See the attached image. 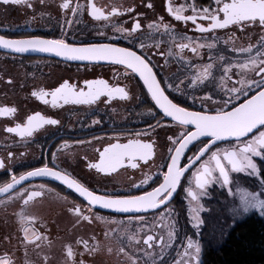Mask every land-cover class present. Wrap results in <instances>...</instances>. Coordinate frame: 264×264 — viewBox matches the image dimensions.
<instances>
[{
  "label": "flooded vegetation",
  "instance_id": "flooded-vegetation-1",
  "mask_svg": "<svg viewBox=\"0 0 264 264\" xmlns=\"http://www.w3.org/2000/svg\"><path fill=\"white\" fill-rule=\"evenodd\" d=\"M65 2L0 3V34L63 39L73 44L111 43L132 49L149 61L167 95L192 110H229L256 93L255 85L243 95L230 90L242 86L239 81L244 73L236 65L256 56L258 51L259 59L264 60V26L232 24L200 31L198 25L207 27L210 23L203 18V10L216 12L217 0H67L69 7L64 8ZM223 2L230 0H221L219 7ZM92 4L102 9L107 18L94 17ZM170 5L173 9L183 6L182 14L195 15V21L176 20L169 12ZM113 7L117 12L108 15ZM220 16L223 17L222 12ZM137 21L141 28L132 31ZM161 23L170 28L160 27ZM150 24L155 26L150 28ZM181 43L188 47H179ZM249 45L253 46L251 53L239 51ZM229 64L232 68L226 72ZM207 65H212L211 75L193 83ZM245 78L259 79L251 71H247ZM86 80H106L113 88H123L127 95L114 91L111 97L105 93L92 103H65L58 99L52 105L51 92L61 83L68 81L87 91ZM41 91L48 93L47 103L33 95ZM0 107L15 109L0 115V186L47 166L100 194H142L162 182L177 139L190 131L189 127L165 118L140 78L116 63H75L0 51ZM36 112L58 123L42 124L23 137L7 131L18 123L26 124L27 117ZM261 131L264 127L239 142L210 145V139H202L194 143L180 163L181 168L187 169L174 197L146 213L101 211L60 183L48 179L26 181L0 197V259L7 258L8 264H132L133 259L135 264H203L205 247L214 242L212 211L224 197L226 184L216 169L212 177L218 179H211L204 189H198L196 174L204 176L205 165L215 166L211 156L217 149H238ZM130 140L152 145L146 159L126 157L115 170L105 172L89 167L99 162L100 153L109 144L125 145ZM205 144L210 146L197 157ZM263 158L264 155L252 157L255 163ZM222 162L230 181L240 171H233L226 160ZM190 188L198 192L196 200L189 195ZM32 192L41 195L28 200ZM197 201L203 203L204 211L201 225L195 227L190 218L192 202ZM130 235L135 239L129 241ZM148 236L154 240L146 244ZM189 239L199 244L198 256L195 246L188 247ZM69 247L72 255L68 253Z\"/></svg>",
  "mask_w": 264,
  "mask_h": 264
},
{
  "label": "snow or ice",
  "instance_id": "snow-or-ice-1",
  "mask_svg": "<svg viewBox=\"0 0 264 264\" xmlns=\"http://www.w3.org/2000/svg\"><path fill=\"white\" fill-rule=\"evenodd\" d=\"M21 2L22 0H0V3L3 4H20ZM220 3L221 0H217L218 9L216 12L209 13L208 9L203 10V18L209 20L210 23L207 27L203 24L198 25L200 31L203 32L213 29H223L232 24L241 25L243 27L246 23L253 25L259 23V25L264 26V0H230V2H223L222 7H219ZM63 7H69L67 0L63 4ZM79 7L80 6L78 5V8ZM182 9L183 6L179 9H173L171 5L169 6V12L176 20L195 21V15L185 16L182 14ZM91 10V14L94 17L107 18L102 9L97 8L95 4L91 5ZM73 11L76 10L73 9ZM126 11H128V9H126ZM116 12L117 9L113 7L112 12L108 15ZM221 12L223 13L222 18L220 16ZM154 26V24L149 25L150 28ZM160 27L168 29L170 28V25L161 23ZM140 28L141 24L137 21L134 24L132 31H136ZM121 30L129 32L128 29ZM182 39L188 38L182 37ZM212 46L213 45L211 43L208 45L209 48ZM0 47L13 49L17 52L38 49L44 52H55L59 56L67 57L73 60H110L119 65H124L127 69L139 74L144 85L147 86V90L151 94L152 100H154L155 104L163 110V113L167 117L173 118V120L181 127H186L187 125L195 126V131L186 132V134L182 133L177 139L176 143H178L179 146L175 148V154L171 156V163L167 165V172L164 175V183H162L158 188L153 189L151 192H145L143 195L120 196L108 193L98 194L96 191L90 190L78 180L73 179L62 172L48 168L47 166L43 168H35L32 171L22 174L18 179L14 177L11 183L0 186V193H7L10 189L14 188L15 185L19 184L20 181L25 180L26 177L52 176L65 183L68 188L74 189L75 192H77L79 196L85 198L91 206L99 205L106 209H117L123 211H128L130 209H155L159 204L164 203V200L167 197H170L180 184L181 177L184 175L185 171L179 166L180 158L184 154L185 149H187L193 141L198 140L199 137L210 136L213 141H218L224 137H235L239 142L240 137L252 132L253 129L257 128V126L264 127V60L259 59L261 55L259 51L256 56H249L243 64L236 65V67L244 73L239 81L242 86L240 88L233 87L230 90L233 93L243 95L246 91H252L253 85H255L256 93L252 95L251 98H246L245 102L241 103L239 106H233L230 111L218 109L215 113H208L191 111L169 99V97L165 94L164 88L161 87V82L157 79L149 61H147L144 56L138 55L135 51L129 48H121L108 44L78 46L68 44L63 39L46 40L40 37L9 39L2 35H0ZM141 47H144V45L141 44ZM179 47L185 48L188 47V45L181 43ZM252 47V45H249L247 48L239 49V51L251 53ZM192 51L195 52L196 48H193ZM211 68L212 65H207L204 71L193 80V83L203 76L211 75L209 71ZM231 68L232 65L229 64L226 66L225 71H230ZM247 71L256 73L259 79H246L245 76ZM84 84L87 86V91H85L84 88L77 89L75 85L70 84L68 81H64L59 85V87L55 88L51 92L52 105L55 106L58 99H62L65 103H92L105 93L111 97L114 91L122 93L124 96L127 95L123 88H113L106 80H86L84 81ZM169 87H172V85H169ZM33 95H38L45 103L48 102L45 99V96L48 95L46 92H34ZM13 112H15L14 108L0 107V115H7ZM45 123L55 125L58 121L36 112L34 115H29L27 117L26 124L18 123L15 127L7 128V131L19 133V135L23 137L26 133L31 135L35 128H38ZM151 148V144L132 140L125 145L109 144L104 148L103 152L100 153L99 162L96 164H90L89 167L97 168L101 172L115 170L123 163L126 157L129 159H135L139 156L142 159H146L150 154ZM206 148H208L207 144L199 150L203 153ZM254 155H264V131H261L259 136L253 137L252 140L243 142L242 146L238 149L235 146H232L231 148L217 149L213 152L211 160L215 162V166L209 167L208 165H205L203 167L204 176H207L208 179H205L204 176L199 173L196 174L195 179L197 188L204 189L205 185L211 182V179H218L216 177H212V172L216 169L219 170L220 177L223 178L222 182L224 184L229 183L228 171L222 162L223 160H226L227 163L231 165L233 171L252 169L253 173H256L258 171L257 165L252 159ZM135 166L136 165L133 164V167ZM0 167H3L2 160H0ZM188 192L193 200L198 198V192L193 191L191 188ZM162 193L163 196L161 195ZM40 195L41 193L39 192H32L28 196V200H31L32 197ZM25 203H27V200ZM261 205H264V201H259V206ZM77 211H79L78 208ZM262 214H264V209H262ZM97 218L104 219L103 217ZM22 219H31V217H22ZM133 239H135V236L130 235L129 241ZM153 240L154 237L148 236L145 243L148 244L149 241ZM149 246L151 245L149 244ZM193 246H195V253L198 256L201 251L199 244L189 239L188 247L192 248ZM109 251H111V249H109ZM119 251L123 252L124 249L120 248ZM68 253L69 255H72V249L70 247L68 249ZM130 259L132 258L130 257ZM0 264H8V259H0ZM132 264H135V259L132 260Z\"/></svg>",
  "mask_w": 264,
  "mask_h": 264
},
{
  "label": "rangeland",
  "instance_id": "rangeland-1",
  "mask_svg": "<svg viewBox=\"0 0 264 264\" xmlns=\"http://www.w3.org/2000/svg\"><path fill=\"white\" fill-rule=\"evenodd\" d=\"M257 172L253 173L252 169H246L235 174L228 184L225 185L224 197L215 203L212 211L215 219L212 225L216 229L213 247L220 246L226 236L227 229L232 225L239 216H243L253 211L259 206V201H264V184L261 178L260 161L256 162ZM193 214L191 222L198 227L201 225V213L204 211L203 203L197 201L193 203ZM218 227V228H217Z\"/></svg>",
  "mask_w": 264,
  "mask_h": 264
},
{
  "label": "trees",
  "instance_id": "trees-1",
  "mask_svg": "<svg viewBox=\"0 0 264 264\" xmlns=\"http://www.w3.org/2000/svg\"><path fill=\"white\" fill-rule=\"evenodd\" d=\"M260 166L264 184V158L260 161ZM262 209L264 206L239 216L227 229L225 239L220 246L213 247L208 243L205 247L203 264H264Z\"/></svg>",
  "mask_w": 264,
  "mask_h": 264
},
{
  "label": "water",
  "instance_id": "water-1",
  "mask_svg": "<svg viewBox=\"0 0 264 264\" xmlns=\"http://www.w3.org/2000/svg\"><path fill=\"white\" fill-rule=\"evenodd\" d=\"M0 35H2V34H0ZM2 36H5V35H2ZM6 38H9V39H26V38H30V37H9V36H5ZM32 37H38V36H32ZM40 38H42V39H46V40H55V39H51V38H45V37H40ZM68 43V42H67ZM68 44H71V45H105V44H108V45H115V46H117V47H121V48H126V47H123V46H119V45H116V44H111V43H92V44H73V43H68ZM132 50V49H131ZM0 51H2V52H6V53H10V54H17V55H38V56H47V57H53V58H57V59H60V60H63V61H68V62H75V63H114L113 61H110V60H92V61H89V60H79V59H76V60H73V59H69V58H67V57H63V56H59V55H57L55 52H44V51H40V50H38V49H36V50H32V49H30V50H28V51H25V52H17V51H15V50H13V49H6V48H3V47H0ZM134 51V50H133ZM136 52V51H135ZM138 55H141V54H139L138 52H136ZM146 59V58H145ZM117 64V63H116ZM124 66V65H123ZM126 67V66H125ZM132 71V70H131ZM153 71H154V69H153ZM155 72V71H154ZM139 78H140V76H139V74L138 73H135ZM156 74V73H155ZM156 77H157V75H156ZM157 79H158V77H157ZM140 80L143 82V80L140 78ZM159 80V79H158ZM144 84V83H143ZM144 87H145V89H146V91L148 92V90H147V86L146 85H144ZM161 87H162V85H161ZM163 88V87H162ZM148 94H149V96H150V98H151V94L148 92ZM165 94L167 95V93L165 92ZM254 95V94H253ZM168 96V95H167ZM169 97V96H168ZM248 98H251V96L250 97H248ZM152 99V98H151ZM169 99H171L170 97H169ZM172 100V99H171ZM153 102H154V104H155V101L154 100H152ZM174 102V101H173ZM245 102V100L244 101H242L241 103H244ZM175 103V102H174ZM241 103H239L238 105H236V106H239ZM156 105V104H155ZM156 107L159 109V111L161 112V114L165 117V118H167V119H169V120H171V121H174L173 120V118H171V117H167L164 113H163V110L162 109H160L159 108V106H157L156 105ZM232 109V108H231ZM231 109H229V110H227V111H230ZM189 110H191V111H196V112H203V111H197V110H192V109H189ZM208 113H212V112H208ZM174 122H176V121H174ZM177 123V122H176ZM187 127H189L190 128V131L189 132H191V131H195V126L194 125H187ZM260 127H262V126H257V128L256 129H253L252 130V132H254L255 130H257L258 128H260ZM252 132H250V133H248L247 135H245V136H243V137H240L239 138V140L240 139H242V138H245V137H247L249 134H251ZM202 139H210L211 140V142H210V145L211 144H214V143H218V142H224V141H229V140H237V138H235V137H224V138H222V139H220V140H218V141H213L212 140V138L210 137V136H204V137H199L198 138V140H196V141H193L190 145H189V147L187 148V149H185V152H184V154L181 156V158H180V162H179V166H180V163H181V161H182V159H183V157H184V155L186 154V152L188 151V149L194 144V143H196L197 141H199V140H202ZM210 145H208V146H210ZM179 146V144H177L176 145V147H178ZM175 147V148H176ZM207 150V148L205 149V151ZM205 151L203 152V153H199L198 154V156L197 157H199V156H201V155H203L204 153H205ZM175 154V149H174V151H173V153H172V155H174ZM171 155V156H172ZM169 163H171V159H170V162ZM185 171H186V169H187V167H185V168H183ZM53 170H55V169H53ZM55 171H58V170H55ZM185 171H184V173H185ZM58 172H60V171H58ZM66 175V174H65ZM183 177V176H182ZM182 177H181V179H182ZM19 178V177H18ZM17 178V179H18ZM34 179H48V180H52V181H55V182H57V183H60V184H62V185H64V186H66L67 188H68V186L65 184V183H63L62 181H60V180H57L55 177H52V176H35V177H26V179L25 180H23V181H20V183L19 184H17V185H15L14 186V188H12V189H10L7 193H9V192H11L12 190H14L16 187H18L20 184H22V183H24V182H26V181H29V180H34ZM9 183H11V181L9 182ZM162 183H164V178H163V180H162V182L158 185V186H156L155 188H158ZM179 186V185H178ZM178 186H177V188L174 190V192H173V194L170 196V197H167L165 200H164V203H162V204H159L158 206H157V208H155V209H158V208H160V207H162V206H164V205H166L168 202H170L171 201V199L174 197V195H175V193H176V191H177V189H178ZM154 188V189H155ZM70 189V188H69ZM70 190H72L75 194H77L78 196H79V194L77 193V192H75V190L74 189H70ZM151 191H153V189L152 190H150V191H148V192H151ZM7 193H0V197L1 196H4V195H6ZM98 194H100V193H98ZM144 193H142V194H137V195H133V196H139V195H143ZM162 196H163V193L161 194ZM120 196H128V195H120ZM79 197H81V196H79ZM84 201H86L85 200V198H83V197H81ZM87 202V201H86ZM88 203V202H87ZM92 207H94V208H96V209H98V210H101V211H105V212H110V213H114V214H141V213H146V212H150V211H153V210H155V209H147V210H143V209H141V210H136V209H130V210H128V211H123V210H117V209H106V208H103V207H101V206H99V205H95V206H92Z\"/></svg>",
  "mask_w": 264,
  "mask_h": 264
}]
</instances>
